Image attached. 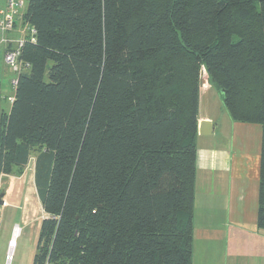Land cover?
<instances>
[{
    "label": "trees",
    "instance_id": "1",
    "mask_svg": "<svg viewBox=\"0 0 264 264\" xmlns=\"http://www.w3.org/2000/svg\"><path fill=\"white\" fill-rule=\"evenodd\" d=\"M21 23L0 175L36 154L32 264H191L203 71L261 127L264 230V0H28Z\"/></svg>",
    "mask_w": 264,
    "mask_h": 264
},
{
    "label": "rangeland",
    "instance_id": "2",
    "mask_svg": "<svg viewBox=\"0 0 264 264\" xmlns=\"http://www.w3.org/2000/svg\"><path fill=\"white\" fill-rule=\"evenodd\" d=\"M5 5L6 0H0V6L5 7ZM202 73L204 86L200 87L198 114L203 117H212L220 125V128L215 136L200 138L201 140L196 141V156L200 157L205 149L224 148V144H228L234 139L237 145L246 146L249 139L246 127L240 128L238 126L239 128H236L235 123L227 116L219 92L209 85L205 72ZM14 77V73L4 62L3 45L0 44V113L1 111H9L10 102L8 98L14 95L11 86V80ZM254 127L259 128L260 126ZM250 134L256 136L254 130ZM258 138L260 142V137ZM260 147L261 145H259L258 153L256 147L251 149L252 160L256 165L257 182L259 180ZM35 157L36 154L32 153L28 164L20 171L10 176L0 175V193H3L0 198L2 201L0 204V264H32L40 222L44 218L33 184ZM196 170L198 171L195 172L194 192L197 195L195 202L201 198V201L204 199L201 206L207 204V208L199 210L197 215L199 213L202 215L211 213L214 223L211 228L207 229L206 237L209 239L206 241H204V237H199L200 240L197 241L194 234L191 264H264V230L257 229L251 233H241L236 231L235 225L231 229L229 215L226 216L225 223L221 213L216 210L217 207L223 205L224 193L208 192L210 188L214 191L224 189L228 191L227 188L230 187L228 180L232 179L231 174L226 175V180H224L223 175L222 177L219 175L220 177L216 180L217 185L211 186L210 180L206 178L205 172L208 171L205 170L207 169L202 166ZM204 191L206 192L204 193ZM225 195L228 196L227 192ZM199 221L206 225V219L199 218ZM204 221L205 223H203ZM15 227L19 231L14 238V248L10 253L8 242L13 239ZM217 235L220 236L217 237ZM219 238H223L225 243L222 244ZM8 255H10L9 261L6 259Z\"/></svg>",
    "mask_w": 264,
    "mask_h": 264
},
{
    "label": "crops",
    "instance_id": "3",
    "mask_svg": "<svg viewBox=\"0 0 264 264\" xmlns=\"http://www.w3.org/2000/svg\"><path fill=\"white\" fill-rule=\"evenodd\" d=\"M18 29H19V25L16 26L15 30L11 32L8 35V37L11 39L18 38L19 36ZM199 102H200V95H199ZM203 121H208L217 125L216 130L212 135L215 136L220 128V125L217 122H215V120L212 117H203L198 114V123ZM235 125L237 126L236 128L246 127V130L249 133L248 135L249 139L247 145L246 146L243 144L237 145L234 139L233 141H230L228 144H224V148L217 149L216 147H214V149H205L204 152L201 153L200 157L196 156L195 166L196 169L202 166L204 167V169H207L205 170L208 171L205 172L206 178L210 180L211 186L217 185L216 180L220 177L219 175H221V177L223 175L224 180H226V175L231 174L232 179L228 177V179H230L228 180L230 182V187L227 188L228 191H226L225 189L214 191L210 188L208 192L224 193L223 195L224 198L222 202L223 205L222 206L220 205V207L216 208V210L219 211V213H221V215L223 216V222L226 223L225 220L226 216L229 215L231 220L230 221L231 229H233V225H235L234 228L237 229L236 231H240L241 233H246V232L251 233L252 231L258 229L256 227L258 182H257V171L255 168L256 165L255 162L252 160L253 156L251 149L252 148L254 149V147H256L258 153L259 145H261V127L257 128L254 127L256 126L255 124H245V123H235ZM253 130L256 135L255 137L252 136V134H250ZM258 137H260V142ZM200 138L204 139V136H200L197 134L196 141L201 140ZM243 150H245L246 152L244 153ZM203 179L205 180V178ZM205 192L206 191H204V193ZM226 192L229 197L225 195ZM195 196L197 198L196 194ZM203 196H207V195H203ZM195 200L196 199L194 197L193 236L195 234V238L197 241L200 240L199 237H204V241H206L207 239H209L208 237H206L207 229L212 227L214 223V218H212L211 213H207L205 215L199 213V215H197V212L199 210H201L202 208L203 209L207 208V204L206 205L202 204L201 206V203L204 202V199L201 201V198H199L197 202H195ZM199 218L206 219L207 226L205 224H202V222L199 221ZM203 223H205V221ZM219 236L220 235H217V237ZM219 239L223 244L224 239L223 238H219ZM193 257L195 258L194 253H193Z\"/></svg>",
    "mask_w": 264,
    "mask_h": 264
},
{
    "label": "built area",
    "instance_id": "4",
    "mask_svg": "<svg viewBox=\"0 0 264 264\" xmlns=\"http://www.w3.org/2000/svg\"><path fill=\"white\" fill-rule=\"evenodd\" d=\"M28 0H7L6 6H0V44L3 45V59L15 77L11 80L12 89H15L16 78L19 74L29 69V64L20 60V50L27 39L33 40L34 29L27 24L21 23L22 8H25ZM19 25L18 38H9L8 35L13 32L16 26ZM12 103L13 96L8 98ZM10 243L8 248L10 249ZM7 261L10 260V255L6 256Z\"/></svg>",
    "mask_w": 264,
    "mask_h": 264
},
{
    "label": "water",
    "instance_id": "5",
    "mask_svg": "<svg viewBox=\"0 0 264 264\" xmlns=\"http://www.w3.org/2000/svg\"><path fill=\"white\" fill-rule=\"evenodd\" d=\"M203 73H201L200 76V87L204 85V80L202 79ZM217 125L208 121H203L198 123L197 126V134L204 137L212 136L214 131L216 130ZM3 196V193H0V198ZM0 204H2V201L0 199Z\"/></svg>",
    "mask_w": 264,
    "mask_h": 264
},
{
    "label": "bare ground",
    "instance_id": "6",
    "mask_svg": "<svg viewBox=\"0 0 264 264\" xmlns=\"http://www.w3.org/2000/svg\"><path fill=\"white\" fill-rule=\"evenodd\" d=\"M203 87V86H202ZM26 207H27V204H26ZM25 210H26V212H27V209L25 208ZM26 216V215H25ZM14 233H13V239L12 240H10L8 243H10V253L12 252V250H13V248H14V238L18 235V228L17 227H15L14 228Z\"/></svg>",
    "mask_w": 264,
    "mask_h": 264
}]
</instances>
